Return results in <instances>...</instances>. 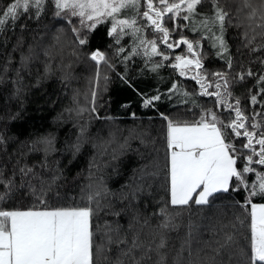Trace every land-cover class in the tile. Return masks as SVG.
Masks as SVG:
<instances>
[{
	"label": "trees",
	"instance_id": "obj_1",
	"mask_svg": "<svg viewBox=\"0 0 264 264\" xmlns=\"http://www.w3.org/2000/svg\"><path fill=\"white\" fill-rule=\"evenodd\" d=\"M48 1L39 16L35 7L21 9L0 31V210L90 207L94 264H247L251 206L244 204L245 190L216 193L206 205L171 204L168 122L190 124L214 107V98L199 95L196 81L171 67L186 46L160 44L169 60L148 57L142 48L133 52L131 35L116 44L107 35L110 22L89 33L78 17L57 16ZM8 3L0 0V8ZM219 4L230 14L224 35L233 67L205 40V72L234 76L243 67L264 73V0H249L248 7L244 0ZM253 8L257 14L250 18ZM211 9L210 0L198 6L201 13ZM130 13L135 10L122 15ZM165 26L174 27L171 21ZM74 28L88 43L79 44ZM179 37L176 32L171 39ZM97 50L104 60L91 59ZM256 79L231 87L248 113L261 109L249 103ZM173 83L178 91H169ZM156 95L152 106L143 105L144 96ZM226 235L233 237L230 244Z\"/></svg>",
	"mask_w": 264,
	"mask_h": 264
},
{
	"label": "snow or ice",
	"instance_id": "obj_2",
	"mask_svg": "<svg viewBox=\"0 0 264 264\" xmlns=\"http://www.w3.org/2000/svg\"><path fill=\"white\" fill-rule=\"evenodd\" d=\"M203 2L54 0L57 16L67 11L71 16L79 17L81 28L89 33L97 25L110 22L107 35L116 44L124 36L131 35L135 45L133 52L142 48L145 56H162L167 61L169 56L161 52L158 45L162 44L169 50L186 46L183 53L174 56L175 63L171 67L178 70L180 76H190L196 81L200 87L199 95L214 98V107L204 108L200 117L190 124L181 126L170 120L168 122L171 204L186 206L194 202L206 205L216 193L245 190L244 204L251 206L247 264H264V203H253L254 197L264 199V171L258 170V167L264 168V101L259 99L264 96V73L250 68L244 70L243 67L234 76L224 71L205 72V57L200 51L205 40L211 48L218 50V56L226 57L229 70L233 67V60L226 56L228 45L224 35L230 14L220 6L219 0H210L211 14L201 13L198 6H202ZM43 3L44 0H9L6 7L0 8V31L9 21L14 23L19 18L21 9L27 13L35 7L39 16ZM248 6L249 0H244V7ZM126 9H134L136 15L121 18ZM256 14L257 9L253 8L250 18ZM261 19H264V13ZM167 21L174 25L171 30L165 26ZM147 29L152 30L155 38L147 39L141 35ZM73 31L77 33L80 45L88 43L87 37L80 38V29L74 28ZM184 31H190L198 38L189 39ZM176 32L180 33V37L172 40ZM248 43L251 44V41ZM123 51V48L119 49V52ZM91 59L99 62L105 56L97 50L91 53ZM259 63L264 67V59ZM160 66L155 65L157 68ZM209 77L212 79L209 80ZM247 77H256L258 88L254 94L252 89L248 90L249 103L261 105L259 111L253 108L250 113L241 106L240 97L234 96L231 91L233 84ZM174 90H179L176 83L169 91ZM159 99V95L144 96L143 105L152 106ZM190 102L196 103L195 100ZM224 114L227 119L223 118ZM241 140L243 142L237 147V141ZM44 142L50 143L47 139ZM69 148L78 151V145H69ZM249 174L255 179L250 180ZM40 203L44 204V201ZM91 216L90 207L0 210V264H94ZM232 240L231 235L225 236V244H230ZM164 246L161 239L158 247Z\"/></svg>",
	"mask_w": 264,
	"mask_h": 264
},
{
	"label": "rangeland",
	"instance_id": "obj_3",
	"mask_svg": "<svg viewBox=\"0 0 264 264\" xmlns=\"http://www.w3.org/2000/svg\"><path fill=\"white\" fill-rule=\"evenodd\" d=\"M49 2V1H48ZM51 2H52V5L55 7V4H54V0H51L50 2H49V4H51ZM142 11H143V7L141 8V15H142ZM130 12V11H129ZM131 12H132V10H131ZM136 15V12L133 14V13H130V14H128V15H121V18H125V17H127V18H131V17H134ZM61 16H64L65 18H68L69 19V17H75V16H71L70 15V13L69 12H64V13H62L61 14ZM79 18V17H78ZM140 23H143V21H140ZM141 35H143L144 37H146L147 39H153V38H155V35H154V33L152 32V30L151 29H147V30H145L144 32H142L141 33ZM181 126H183V125H181ZM169 165H170V155H169Z\"/></svg>",
	"mask_w": 264,
	"mask_h": 264
}]
</instances>
